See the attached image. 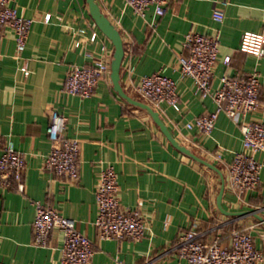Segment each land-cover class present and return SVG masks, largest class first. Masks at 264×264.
Wrapping results in <instances>:
<instances>
[{"label":"crops","instance_id":"crops-1","mask_svg":"<svg viewBox=\"0 0 264 264\" xmlns=\"http://www.w3.org/2000/svg\"><path fill=\"white\" fill-rule=\"evenodd\" d=\"M96 1L122 35L120 82L128 94L136 97L133 83L162 67L177 81L181 109L162 103L158 111L182 144L222 170L221 204L226 211L217 203L219 173L176 148L149 112L123 98L113 86L111 69L88 97L64 90L74 63L88 64L104 56L111 67L114 44L95 22L86 0H14L19 12L33 22L21 52L13 29L0 30V127L4 140L13 138L26 159L25 190L0 187V259L12 264H61L60 229H54L44 245L33 242L35 199L74 219L95 242L90 264H190L179 258L175 244L178 234L194 221L203 238L220 237L223 245L230 244L232 229H249L264 251V222L258 217H264V167L257 189L239 200L227 185V165L243 148L240 124L221 112L210 134L187 128L188 121L215 110L216 103L197 93L193 79L182 76L178 68L179 56L187 53L183 47L187 32L218 34L221 59L213 87L225 72L258 70L264 96V57L239 49L245 31L264 30V0H174L161 16L152 8L145 16L138 15L125 0ZM217 8L223 10L222 21L213 17ZM224 58L230 65L223 63ZM52 106L67 116L66 136L80 143L76 181L44 165L51 148L47 126ZM217 150L222 151L221 160L214 156ZM257 157L261 159L262 153ZM107 165L117 172L122 205L138 208L145 216L147 229L140 240L99 236L95 188Z\"/></svg>","mask_w":264,"mask_h":264},{"label":"built area","instance_id":"built-area-1","mask_svg":"<svg viewBox=\"0 0 264 264\" xmlns=\"http://www.w3.org/2000/svg\"><path fill=\"white\" fill-rule=\"evenodd\" d=\"M138 15L145 16L148 9L161 16L174 0H125ZM51 13L46 15L49 21ZM214 19H224L223 10L215 9ZM33 19L19 12L14 0H0V30L9 26L15 33L17 51L21 52L26 45ZM183 47L187 53L179 56V71L182 76L191 77L195 90L202 97L211 96L216 109L196 115L186 123V127H197L200 132L210 134L215 128L221 112L235 119L243 134V148L238 151L227 165V185L241 201L244 195L257 189L261 170L264 167V96L260 94V73L252 70L246 74L230 75L227 72L220 76V83L213 87L215 67L220 58V37L218 34H206L189 31L185 34ZM241 51L264 57V30L245 31L241 37ZM223 63L230 65V59ZM110 64L104 56H98L88 64H72L65 76L63 88L68 94L88 97L94 93L99 80L110 72ZM27 75L28 68L22 66ZM133 88L141 100L151 104L155 109L162 103H168L180 110L177 93V81L165 72L162 67L150 74L140 77L133 83ZM49 123L47 134L50 151L44 165L46 169L72 181L79 178L80 143L77 138L65 134L67 116L55 107L48 109ZM0 187L16 185L24 192L22 180L26 159L16 147L13 138L4 140L0 127ZM262 153V158L257 157ZM214 156L221 160L222 151L217 150ZM97 216L95 224L100 238L140 240L146 233L147 223L142 211L138 208L124 207L119 197L117 172L113 165L102 168L98 174L95 188ZM35 217L33 220V242L44 245L48 242L54 229L63 234L61 247V264H90L95 253V242L77 228L74 219L61 214L49 203L35 199ZM198 223L178 234L175 249L180 259L190 264H263L264 251L255 244L249 229L236 228L230 233V244L223 245L220 237L208 240L198 231ZM0 264L7 263L0 259Z\"/></svg>","mask_w":264,"mask_h":264},{"label":"water","instance_id":"water-1","mask_svg":"<svg viewBox=\"0 0 264 264\" xmlns=\"http://www.w3.org/2000/svg\"><path fill=\"white\" fill-rule=\"evenodd\" d=\"M88 3V8L90 11V14L94 18L97 25L100 27V29L111 39V41L114 44V52L113 57L111 60V72L110 77L113 82V86L115 90L118 91V93L125 98L128 102L137 105L143 109H145L147 112L150 113V115L153 117L154 121L157 123V125L160 127L161 131L166 135V137L170 140V142L179 150L183 151L184 153L188 154L189 156L193 157L194 159L208 165L209 167L215 169L220 177H221V188L217 196V203L220 209L226 211L221 204L222 201V195L225 188V178L223 175L222 170L215 165L214 163L208 161L207 159L199 156L194 151L191 150V148L187 147L186 145L182 144L170 131L166 123L163 121L160 112L155 109L151 104L135 97L130 94H128L121 85L120 82V67L122 64V60L125 54L124 49V41L122 38V35L119 31V29L115 26V24L111 21V19L102 11L99 3L96 0H86ZM243 212V211H241ZM259 219H261L264 222V217L260 214H258Z\"/></svg>","mask_w":264,"mask_h":264},{"label":"rangeland","instance_id":"rangeland-1","mask_svg":"<svg viewBox=\"0 0 264 264\" xmlns=\"http://www.w3.org/2000/svg\"><path fill=\"white\" fill-rule=\"evenodd\" d=\"M136 95H137V94H136ZM136 97H139V98H141V97H140V96H138V95H137Z\"/></svg>","mask_w":264,"mask_h":264}]
</instances>
